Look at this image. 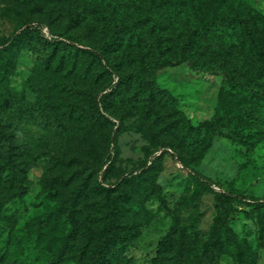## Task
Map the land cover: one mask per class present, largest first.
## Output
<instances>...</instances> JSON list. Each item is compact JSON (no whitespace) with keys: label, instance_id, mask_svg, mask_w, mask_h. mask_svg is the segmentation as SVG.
Listing matches in <instances>:
<instances>
[{"label":"rangeland","instance_id":"obj_1","mask_svg":"<svg viewBox=\"0 0 264 264\" xmlns=\"http://www.w3.org/2000/svg\"><path fill=\"white\" fill-rule=\"evenodd\" d=\"M241 1L249 10L264 15V0ZM115 2L49 0L40 5L36 0H0V47L26 27L34 31L29 38L31 48L9 55L12 70L8 83L0 81V119L12 139L18 175L28 186L26 192L0 209V251L13 264H51L61 254L66 259L62 264H90L84 245L93 242L96 230L109 219L96 185L112 186L134 177L122 187L138 209L126 204L124 222L141 225L125 252L133 264H152L176 218L175 252L192 248L193 237L197 236L198 240L214 243L210 245L208 264H237L224 242H239L245 264H264V110L257 97L230 90L224 76V68H231L236 79L239 73L254 77L264 68L263 58L250 53L207 58L212 61L211 70H195L188 61L166 66L156 72L159 90L170 97L159 106V118L145 114L130 117L123 127H118L117 117L104 111L113 104L112 97L105 101L100 97L114 86L129 96L135 83H118L120 73L108 66L110 75L104 74L101 88L91 94L98 110L110 120L103 133L96 127L84 128L81 133L72 127L67 131L49 130L43 114L29 109L36 98L27 89L29 78L41 88L56 82L67 83L83 95L85 89H91L102 70L93 66L85 76L89 61L76 51L99 48L111 37L115 31L110 21ZM209 9V5L193 0L179 7L175 18L171 11L164 14L160 26H150L143 38L150 44L156 40L152 32L167 31L160 38L175 53L180 42L195 32L197 21L208 18ZM37 38L43 40L38 44ZM46 40L59 42V56H51L52 47ZM142 41L141 47L146 43ZM202 46L206 51L216 46L225 48L205 37ZM140 49V54L136 52L139 59L131 67L144 66L151 75L155 64L148 61L147 50ZM69 50L73 52L71 59L60 64L61 54ZM54 56L58 59L51 64L49 59ZM75 56L79 58L76 63ZM1 64L0 60V68ZM66 96L64 93L61 98ZM222 99L236 112L233 118L230 114L233 120L241 119L237 112L249 117L245 120L249 141L210 138L208 134L207 149L204 144L186 147V127L178 124L176 109L197 125L214 114ZM101 149L108 159L102 168L96 160ZM106 167L112 169L104 176ZM216 191L234 195L230 203L221 200L229 212V230L224 235L213 234L219 212L217 200L221 198ZM141 208L145 212L139 214Z\"/></svg>","mask_w":264,"mask_h":264},{"label":"trees","instance_id":"obj_2","mask_svg":"<svg viewBox=\"0 0 264 264\" xmlns=\"http://www.w3.org/2000/svg\"><path fill=\"white\" fill-rule=\"evenodd\" d=\"M36 1L43 5L49 0ZM106 1L110 3V0ZM191 1L193 0H116L115 9L111 10L110 17V21H113L115 27V31L111 32V37L99 48L77 49L76 51L81 56L80 58L89 61V66L83 71L85 76L92 72L93 66L102 70L92 82L91 89H85L83 95L78 89L67 83L58 84L56 82L41 88L35 86V81L29 78L27 89L36 94L35 100L28 105L29 109L38 110L43 114V123L49 130L67 131L72 127L78 128L81 133L84 128L91 130L96 127L98 132L103 133L105 127L110 124V120L98 110L95 98L93 102L91 94L101 88L99 86H101L103 75H110L108 66L120 73L118 83H135L129 96L122 94L120 87L114 86L100 97L103 101L112 97L113 104L104 111L117 117L119 119L118 127H123L125 120L130 117L145 114L148 117L159 118L161 111L159 106H162L163 101L169 100L170 97L165 96L164 91L159 90L156 83V72L166 66L188 61L191 68L195 70L202 68L211 70L213 68L212 61H208L207 58L214 60L216 57L227 58L234 54L241 56L250 53L264 59V15L259 11L249 10L241 0H194L198 5H209V16L203 21H197L195 32L180 42L175 53L172 46L160 38L162 34L164 38L167 31H154L152 34L156 35V40L150 44L145 41L143 36L146 33L149 34L150 26H160L162 17L169 11L173 12L175 18V11L185 4H190ZM220 6L222 7L219 8ZM117 7L118 9H116ZM80 15V13L77 14V16ZM31 30L30 27H26L11 37L8 44H2L0 47L2 62L0 81L2 83H8L10 78L9 73L12 66L9 55L19 49L31 48L29 38L34 34V31ZM204 37L215 44L224 45L225 48L216 46L209 51L204 50L205 47L202 46ZM42 40L37 38L38 44ZM142 40L146 42L143 47H141ZM45 42L49 43L47 40ZM58 44V41L49 43V46L52 47L51 56L60 55ZM140 48L142 51L147 50L148 61L152 60V63L155 64L152 67L151 75H148L144 66L133 69L131 67L139 59ZM71 53H73L71 50L64 51L60 57V64L71 59ZM56 56L49 59L51 64L58 59ZM145 59L146 56L140 60L144 61ZM74 60L76 63L79 58L75 56ZM102 62H105V65ZM224 76L230 90H240L251 97H257V103L264 110V68H261L260 73L254 77L248 73H239L238 76L242 78L238 77V79H236L234 69L224 68ZM64 93L67 96L62 99L61 96ZM73 100L75 101L73 102ZM77 103L78 105H76ZM176 114L179 120L178 124L186 127V147L204 144V148L207 149L210 145V142L207 141L208 134L210 138L222 136L243 142L249 141L250 137L246 134L248 129H246L245 121L249 117H241L242 114L237 112L241 119H234L236 120L234 121L232 118L234 115L236 116V112L223 99L219 102L214 114L197 125L191 124L182 111L176 109ZM3 127L0 119V152L3 151V158L0 160V209L15 196L26 192L28 188L23 177L18 175L17 157L12 150V139ZM109 143L110 140L107 139V147ZM176 158L178 159V157ZM96 160L100 168L107 164L108 159L102 149L98 151ZM110 169L108 170L106 167L103 175L109 173ZM104 176L103 179L107 180V177ZM133 178H125L119 183L107 187L96 185L98 193L104 198V206L109 219L96 230L91 239L93 242L84 245L83 250L88 253L90 264H133L125 252L131 242L135 240L141 225L137 223L125 224L123 211L126 204L135 206L137 211L138 209L130 194L124 192L122 188ZM118 190L121 192L116 193ZM216 193L221 198L217 200L219 212L214 218L213 234L224 235L229 230L226 224L229 212L224 208V203L221 200L230 203L233 201L234 195L221 191H216ZM143 212L145 209L141 208L139 214ZM178 227L179 221L176 218L175 224L161 241L157 256L153 259L152 264H208L211 253L210 245L214 243L198 240L197 236L193 237L195 243L192 248H188L185 252H175L173 236ZM224 244L237 264H245L246 261L242 257L239 242L231 245L224 242ZM6 255L0 251V264H13ZM65 260L61 254L51 264H62ZM250 264L252 263L250 262Z\"/></svg>","mask_w":264,"mask_h":264}]
</instances>
